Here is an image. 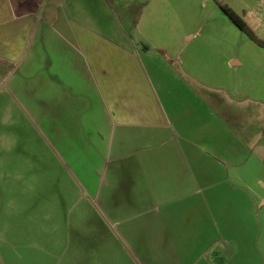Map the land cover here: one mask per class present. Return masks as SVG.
<instances>
[{
    "label": "rangeland",
    "instance_id": "rangeland-1",
    "mask_svg": "<svg viewBox=\"0 0 264 264\" xmlns=\"http://www.w3.org/2000/svg\"><path fill=\"white\" fill-rule=\"evenodd\" d=\"M171 1L174 5L166 4L158 18L143 14L146 0H105L94 6L98 18L92 15L93 7L77 13L74 4L67 10L69 17L100 32H128L129 38L122 40L142 53L157 87V73L163 82L168 78L167 82L183 83L173 74L179 68L175 57L182 53L194 71L209 72L208 81L216 79L233 88H208L207 94L202 93L207 95L204 108L190 91L175 86L169 93L182 123L187 122L186 103L196 105L190 122L206 121L201 211L211 210L218 226L210 228L214 244L202 260L264 264V0ZM220 6L232 8L262 44L241 31ZM37 29L33 28L21 61L5 71L0 68V264H144L145 248L126 239L128 216L117 213L119 202L130 203L123 194L133 193L139 185L134 160L141 152L140 142L136 135L126 138L115 129L110 143V133L104 132L105 140L88 129L81 134L65 121L68 116L60 118L61 111L53 118L45 113L44 103L51 94L39 80L46 63H39L49 55L45 47L31 43L40 38L57 44L61 39L55 29H49L48 36L37 35ZM153 43L165 45L167 52L157 54ZM233 54L241 64L227 65ZM31 55L37 65L29 72ZM33 101L42 111L30 108ZM162 157L173 158L160 153ZM177 188L184 187L168 190ZM190 189L193 192L194 187Z\"/></svg>",
    "mask_w": 264,
    "mask_h": 264
},
{
    "label": "crops",
    "instance_id": "crops-1",
    "mask_svg": "<svg viewBox=\"0 0 264 264\" xmlns=\"http://www.w3.org/2000/svg\"><path fill=\"white\" fill-rule=\"evenodd\" d=\"M104 1L0 0V68L5 71L21 61L20 54L25 45L30 44L33 28H38L37 35L42 32L46 36L50 34L49 29H55L60 43L46 42L40 38L39 42L33 39L31 43V46L38 44L45 47L49 55L46 62L39 63H46L44 75L39 80H43L45 91L51 94L49 101L44 103L45 113L53 118L61 111L60 118L63 120L68 116L65 121L81 134L88 129L100 134L99 139L105 140L104 132L110 133V143L115 129L125 137L136 135L142 147L137 149L141 152L134 160L135 184L139 185H136L133 193L123 194L122 199L130 200L128 206L119 202L117 208L118 214L128 216L125 222L129 228L124 227L123 230L126 239L145 248L146 256H141L145 257L144 264H208L202 260V256L214 244L209 233L215 224V216L211 210L201 211L206 121L202 124L197 120L190 122L188 119L192 117L196 105L192 107L186 103L183 117L187 122L182 123L169 92L175 86L182 92L190 91L204 108L207 106V95L202 93L207 94L208 88L221 91L233 88L221 86L216 79L208 81L206 76L209 72L200 74L194 71L181 56L182 53L175 57L179 68L173 74L183 83H170L167 82L168 78L163 82L161 78L164 77L157 73V87L154 78L148 74L142 53L122 40V37L129 38L128 32L118 29L116 33H103L69 17L67 6L73 10L74 4H77L75 12H89L93 7L92 15L98 18L94 6L104 4ZM146 1L143 14L150 17L158 18L166 11V4L170 7L174 5L171 0ZM92 15H88L89 19ZM141 19L138 24L140 31L143 30ZM41 25L45 26L42 31ZM153 44L159 52L157 54L168 50L165 45ZM148 46L144 47L146 54L150 53ZM34 60L31 55L29 72L37 65ZM226 63L237 66L241 61L233 54L228 56ZM232 78V75L229 76L230 81H233ZM34 80L32 78L31 82ZM60 85L61 91L55 94ZM33 86H36V81ZM32 103V110L42 111L40 103ZM198 113L202 117V113ZM195 122L198 123L193 125ZM58 129L60 138L64 137L63 131ZM120 138L124 140L123 136ZM175 138H183V141H176ZM235 139V142L240 141L237 135ZM160 153L166 157L171 154L173 158L159 159ZM174 185L184 188L170 192L169 187ZM190 187H194L193 192ZM225 217L228 219L230 216ZM69 254L73 256L74 251Z\"/></svg>",
    "mask_w": 264,
    "mask_h": 264
},
{
    "label": "trees",
    "instance_id": "trees-1",
    "mask_svg": "<svg viewBox=\"0 0 264 264\" xmlns=\"http://www.w3.org/2000/svg\"><path fill=\"white\" fill-rule=\"evenodd\" d=\"M218 1V0H217ZM222 11L233 21V23L241 30L245 31L253 40L262 44L261 40L247 26L246 22L230 7L220 6Z\"/></svg>",
    "mask_w": 264,
    "mask_h": 264
}]
</instances>
